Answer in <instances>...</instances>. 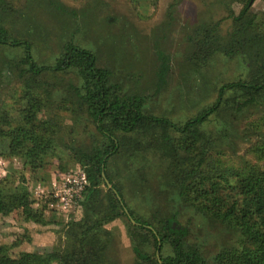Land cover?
Listing matches in <instances>:
<instances>
[{
  "label": "trees",
  "instance_id": "1",
  "mask_svg": "<svg viewBox=\"0 0 264 264\" xmlns=\"http://www.w3.org/2000/svg\"><path fill=\"white\" fill-rule=\"evenodd\" d=\"M253 1L247 0L241 11L232 15L233 28L221 50L247 63L245 76L221 84L216 101L195 116L174 122L147 111L146 98L139 88L124 91L112 80L111 68L99 64L94 51L72 40L62 44L53 61L38 60L33 42L19 28L13 32L9 27L12 6L0 0V48L16 51L7 65L23 83L17 115L7 110L0 116V155H20L27 160L52 152L53 141L46 134L53 128L39 117L45 99L36 86H63L78 110L93 120L100 135V140L87 149L73 151L72 157L87 183L76 203L82 216L66 224L63 244L50 250L23 251L17 256L9 246L0 244V264H115L107 255L112 233L106 224L122 216L129 219L126 226L137 258L135 264H264V168L247 163L240 169L208 160L213 157V148L218 147L219 136L205 127L212 116L227 120L248 106L264 102V18L252 11ZM218 29L219 23L201 29L199 45L209 47L206 52L202 50L205 60L214 56L212 47L219 43ZM166 71L163 59L160 81ZM255 151L259 159L264 158V145ZM136 155L160 158L179 181L184 201L195 212L238 231V244L205 257L200 247L187 241L188 228L174 225V216L166 214L160 204L163 190L147 174V166H128L127 159ZM118 160L123 161L124 175L115 183L111 168ZM103 172L112 187L107 186ZM138 194L155 197L148 213L137 212L141 210L139 204L137 208L130 205ZM14 196L7 202L0 182V214L22 208L26 221L48 224L33 211L26 186L17 187ZM152 246L171 252L162 254L159 261L156 252L148 251Z\"/></svg>",
  "mask_w": 264,
  "mask_h": 264
},
{
  "label": "rangeland",
  "instance_id": "2",
  "mask_svg": "<svg viewBox=\"0 0 264 264\" xmlns=\"http://www.w3.org/2000/svg\"><path fill=\"white\" fill-rule=\"evenodd\" d=\"M6 1L12 6L13 14L9 27L13 32L15 27L19 28L33 42L38 60L53 61L62 44L72 40L94 51L99 64L111 68L112 80L124 91L139 88L146 98L147 111L174 122L195 116L216 101L221 84L245 76L247 63L221 50L233 28L232 15H237L247 0ZM251 3L252 11L264 18V0ZM216 23H219V43L212 47L214 56L205 60L202 50L206 52L209 47L199 45L201 29ZM15 54L11 48H0V116L7 110L17 115L23 91L22 80L7 65ZM163 59L167 71L160 81ZM35 89L44 95L45 104L39 117L52 124L53 130L48 129L46 136L52 138L54 148L42 158L27 160L20 155H0V182L7 202L15 198L17 187L26 186L33 200V211L48 224L26 221L22 208L0 214V244L9 246L14 256L63 244L66 224L81 218L82 209L78 204L70 208L63 206L62 198L56 197L55 192L64 187V179L71 172L84 173L72 157L73 151L87 149L100 140L93 120L78 110L63 86ZM205 127L219 136L218 147L213 148V157L209 156L208 160L240 169L247 163L264 168V158L259 159L255 151L264 145V102L248 106L227 120L212 116ZM127 161L133 168L147 166V174L163 190L160 204L166 214L174 216L180 227L188 228L187 241L200 247L205 257L211 258L222 248L238 244V231L195 212L184 201L179 181L170 175L160 158L143 159L136 155ZM123 165L120 160L112 165L115 183L121 182ZM60 173L63 178L54 177ZM154 199L149 194H138L130 205L137 208L139 204L141 210L137 212L148 213ZM127 220V216H122L106 224L112 233L107 255L115 264H135L137 260L127 233ZM148 251L156 252V258L171 252L169 248L161 252L153 246ZM51 264L58 263L51 261Z\"/></svg>",
  "mask_w": 264,
  "mask_h": 264
},
{
  "label": "built area",
  "instance_id": "3",
  "mask_svg": "<svg viewBox=\"0 0 264 264\" xmlns=\"http://www.w3.org/2000/svg\"><path fill=\"white\" fill-rule=\"evenodd\" d=\"M87 183L84 173L73 171L66 178L63 188H59L55 195L62 198V205L70 208L82 197L84 185Z\"/></svg>",
  "mask_w": 264,
  "mask_h": 264
},
{
  "label": "water",
  "instance_id": "4",
  "mask_svg": "<svg viewBox=\"0 0 264 264\" xmlns=\"http://www.w3.org/2000/svg\"><path fill=\"white\" fill-rule=\"evenodd\" d=\"M103 177H104V179H105L106 184H107L109 187H112L111 182L109 181V179H107V177H106V175H105L104 172H103ZM119 198H120V197H119ZM120 199H121V198H120ZM125 210H126L128 216L131 217L129 211H128L127 209H125ZM131 220L135 223L134 219H131ZM174 225H176V222H174ZM179 227H180V226H179ZM158 259H159V261H161V258H160L159 256H158Z\"/></svg>",
  "mask_w": 264,
  "mask_h": 264
},
{
  "label": "crops",
  "instance_id": "5",
  "mask_svg": "<svg viewBox=\"0 0 264 264\" xmlns=\"http://www.w3.org/2000/svg\"><path fill=\"white\" fill-rule=\"evenodd\" d=\"M54 177H56L57 179H58V178H61V177L63 178V174H61V173H60V174H55ZM67 177H68V175L65 177L63 184L65 183ZM56 178H55V179H56ZM57 179L54 180V182L56 183L55 185L58 184V183H57V182H58ZM52 185H53V184H52Z\"/></svg>",
  "mask_w": 264,
  "mask_h": 264
}]
</instances>
